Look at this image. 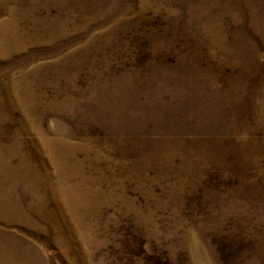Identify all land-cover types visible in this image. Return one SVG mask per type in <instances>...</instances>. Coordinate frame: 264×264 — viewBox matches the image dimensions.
<instances>
[{"label": "rangeland", "instance_id": "obj_1", "mask_svg": "<svg viewBox=\"0 0 264 264\" xmlns=\"http://www.w3.org/2000/svg\"><path fill=\"white\" fill-rule=\"evenodd\" d=\"M0 264H264V0H0Z\"/></svg>", "mask_w": 264, "mask_h": 264}]
</instances>
